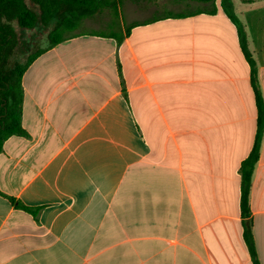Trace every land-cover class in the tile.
<instances>
[{"label":"crops","instance_id":"0c3cea01","mask_svg":"<svg viewBox=\"0 0 264 264\" xmlns=\"http://www.w3.org/2000/svg\"><path fill=\"white\" fill-rule=\"evenodd\" d=\"M222 1L153 16L114 0L40 48L26 136L0 154V264H253L239 169L258 112ZM235 12L264 98V0ZM250 205L264 264V136Z\"/></svg>","mask_w":264,"mask_h":264},{"label":"trees","instance_id":"16d2710c","mask_svg":"<svg viewBox=\"0 0 264 264\" xmlns=\"http://www.w3.org/2000/svg\"><path fill=\"white\" fill-rule=\"evenodd\" d=\"M251 3L255 0H242ZM214 5L216 0H199ZM223 9L239 30L241 50L251 67V83L257 106V132L253 149L241 163L240 208L243 238L253 264H261L253 234L250 194L255 167L260 159L264 136V98L255 60L249 50L246 33L235 17L233 7L222 1ZM114 0H0V154L4 144L13 136H26L22 126L23 76L34 61L46 50L38 49L25 63L12 62L18 46L15 25L22 31L48 30L49 47L64 42L79 27L83 19L97 12L112 9ZM215 12V9L212 11Z\"/></svg>","mask_w":264,"mask_h":264},{"label":"rangeland","instance_id":"374dc122","mask_svg":"<svg viewBox=\"0 0 264 264\" xmlns=\"http://www.w3.org/2000/svg\"><path fill=\"white\" fill-rule=\"evenodd\" d=\"M158 3L159 9L153 13V16H161L175 12L189 13L198 8H202L203 4L199 0H154ZM227 4L232 6L235 17L240 21V17L236 15V4H242V0H226ZM242 25V23H241ZM243 26V25H242ZM18 34V46L12 58V62L25 63L28 56L35 53L38 49L49 44L47 33L42 30L22 31L15 25ZM244 29V28H243Z\"/></svg>","mask_w":264,"mask_h":264}]
</instances>
